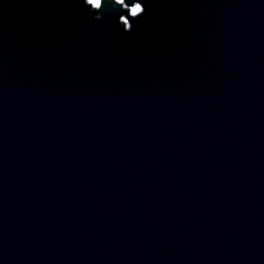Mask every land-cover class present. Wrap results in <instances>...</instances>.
Instances as JSON below:
<instances>
[{"label":"water","instance_id":"obj_1","mask_svg":"<svg viewBox=\"0 0 264 264\" xmlns=\"http://www.w3.org/2000/svg\"><path fill=\"white\" fill-rule=\"evenodd\" d=\"M141 2L0 0V264H264V0Z\"/></svg>","mask_w":264,"mask_h":264},{"label":"snow or ice","instance_id":"obj_2","mask_svg":"<svg viewBox=\"0 0 264 264\" xmlns=\"http://www.w3.org/2000/svg\"><path fill=\"white\" fill-rule=\"evenodd\" d=\"M83 4L87 7L99 9L102 6L103 0H82ZM116 3L119 4L128 15H123L122 21L128 23L129 17L139 18L145 11L146 7L141 2V0H132L131 3H128L127 0H116ZM91 6V7H90ZM96 15L95 12H93Z\"/></svg>","mask_w":264,"mask_h":264}]
</instances>
